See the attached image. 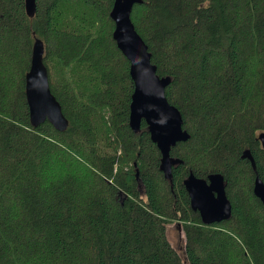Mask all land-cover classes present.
Instances as JSON below:
<instances>
[{
  "label": "trees",
  "instance_id": "1",
  "mask_svg": "<svg viewBox=\"0 0 264 264\" xmlns=\"http://www.w3.org/2000/svg\"><path fill=\"white\" fill-rule=\"evenodd\" d=\"M114 0H0V264H264V0H140L131 20L186 141L170 178L142 120L117 47ZM36 38L64 131L33 126L24 77ZM248 149L254 162L241 157ZM138 171V175H136ZM223 175L232 210L205 224L183 181ZM184 235L178 251L167 226Z\"/></svg>",
  "mask_w": 264,
  "mask_h": 264
},
{
  "label": "water",
  "instance_id": "2",
  "mask_svg": "<svg viewBox=\"0 0 264 264\" xmlns=\"http://www.w3.org/2000/svg\"><path fill=\"white\" fill-rule=\"evenodd\" d=\"M140 0H114L110 17L114 23L113 39L117 47L129 61V73L133 81V91L129 105V126L137 132L142 120L146 123L151 140L161 153L160 170L165 178H170L171 168L176 159L170 156V149L178 142L186 141L189 134L183 129V119L179 109L171 104L165 95L170 77H160L151 61V53L144 39L136 31L131 20V11ZM25 10L29 17L35 14V0H25ZM44 44L36 38L25 73V97L29 109L31 125L38 126L48 121L56 130L64 131L68 119L61 104L51 92L48 70L43 60ZM257 140L264 150V133L257 134ZM241 157L254 162L248 149ZM138 175V171H136ZM190 199V206L197 211L202 222L210 224L226 220L231 215L232 205L225 191L223 175L212 172L206 178L196 176L192 171L183 181ZM252 194L264 207V183L255 173L252 180Z\"/></svg>",
  "mask_w": 264,
  "mask_h": 264
},
{
  "label": "rangeland",
  "instance_id": "3",
  "mask_svg": "<svg viewBox=\"0 0 264 264\" xmlns=\"http://www.w3.org/2000/svg\"><path fill=\"white\" fill-rule=\"evenodd\" d=\"M168 238L171 244L178 250L183 249L184 235L180 225L174 223L167 226Z\"/></svg>",
  "mask_w": 264,
  "mask_h": 264
}]
</instances>
